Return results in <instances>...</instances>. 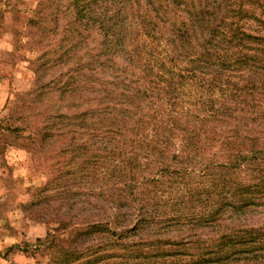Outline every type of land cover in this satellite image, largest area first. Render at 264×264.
Returning <instances> with one entry per match:
<instances>
[{"label": "rangeland", "instance_id": "rangeland-1", "mask_svg": "<svg viewBox=\"0 0 264 264\" xmlns=\"http://www.w3.org/2000/svg\"><path fill=\"white\" fill-rule=\"evenodd\" d=\"M69 1L0 0V125L8 121L22 129L18 134L0 130V264H52L57 248H41L37 240L46 239L50 230L59 235L58 223L62 220L68 223L71 219L72 226L95 220L109 222L107 230L123 233L118 242L124 248H117V237L107 233L73 242L71 235L66 236L59 243L57 241L60 247L85 251L90 247L96 250L98 246H103L105 249L101 250V257L127 250L128 255L138 257L131 264H144L143 257L151 255H160L150 262L148 260L152 264H185L180 262L182 257L177 256L181 253L194 255L191 260L188 256L183 257L189 261L188 264L190 261L194 264L198 262L197 255H207L223 244L220 242L222 237L233 235L249 237L244 241L236 239L235 246L227 248L239 253L234 257L237 260L234 264H264V206L253 205L244 209L225 207L213 223L190 222L195 217L207 216L213 207H219L204 202V196L201 199L196 192L210 187V183H202L207 179H200L201 172L216 174L219 170L215 165L230 162L229 147L223 144L224 138L234 135L242 139L259 138L257 132L263 130L257 125L259 122L248 123V118L238 111L234 116L224 118L218 130L217 123L210 129L206 127L213 139L209 146L204 144L200 147V151L187 143L191 135L181 130L163 132V137L158 139L150 135L148 137L153 142L150 146L139 144L134 147L133 141L140 137L138 133L149 132L154 118H151L149 101L137 99L134 105H139V108L124 101L123 94L129 95L134 79L133 71L127 70L129 62L126 57L116 58L117 65L113 64V68L110 64L104 70L99 67L100 64L92 66L94 71L90 61L84 58V48L72 60L65 62L54 63L55 56L52 55L39 60L44 54H54L58 48L67 22L63 12ZM99 42L96 37L89 49L96 53ZM45 61L46 66H43ZM104 62V59L98 61ZM69 77L77 78L76 86L80 90L74 94L68 91L62 93L61 87L53 84L61 82L63 85ZM102 100H105L104 106L111 108L109 116L118 118L119 127L123 129L119 139L108 150L100 149L102 144L90 148L93 155L102 157L114 151L115 156H109L106 161L105 168H109L105 172L107 175L96 172L86 179L83 175L88 172L81 171V166L75 167V163L69 166L72 154H58L64 147V140L33 144L27 140L33 133L37 134V130L32 128L35 125L39 130L42 124H52L51 119L58 114L71 118L87 113L89 109H103L100 105ZM227 104L234 105L232 101ZM90 116H94L90 118V124L83 130L75 128L77 133L67 139L75 137L79 144H83L89 142L94 134L103 138L110 127L109 117L102 113ZM64 123L69 124V121ZM236 126L241 127L238 133ZM248 129L252 131L244 133ZM110 137L106 135L104 138ZM160 139L169 143L162 145L158 143ZM94 142L90 141L91 146ZM108 142L109 139H105L103 144ZM250 146L247 142L245 147ZM235 154L236 151H233L232 155ZM144 156L147 158L142 159ZM141 165H145L146 169L140 168ZM165 168L170 174L160 173ZM183 170L191 173L192 184L187 177L180 179L171 175ZM234 173L238 182L248 183L247 171L234 170ZM134 184L138 187L131 194ZM186 187L197 191L193 190V195L185 196ZM132 195L139 197L134 206L132 201L136 200ZM120 201L125 205L117 209ZM141 206L140 215L138 209ZM140 218L146 222L131 232ZM142 253L146 255L142 256ZM162 254L171 256L163 260ZM207 259H212V256ZM87 261L89 259L83 258L76 264H86ZM105 263L107 260L99 264Z\"/></svg>", "mask_w": 264, "mask_h": 264}, {"label": "trees", "instance_id": "trees-1", "mask_svg": "<svg viewBox=\"0 0 264 264\" xmlns=\"http://www.w3.org/2000/svg\"><path fill=\"white\" fill-rule=\"evenodd\" d=\"M63 15L67 22L58 48L54 54H44L39 60L52 55L55 56V60H52L54 63L65 62L72 60L84 48V58L90 61L91 70L94 71L92 66L100 64L99 67L104 70V67L109 68V64L116 66V58L126 57L129 62L127 70L133 71L134 79L129 95L123 94L124 101L126 104L131 102L130 105L137 108L139 105H134L137 99L142 102L149 101L151 118H154L153 127L149 132L138 133L140 137L133 141L134 147L139 144L142 147L145 144L150 146L153 143L148 137L150 135L158 139L163 137V132L181 130L191 135L187 143L200 151V147H204V144L209 146L213 139L210 138L211 126L217 123L218 130L224 118L234 116L238 111L248 118V123L258 121L259 128H263L257 132L259 138L242 139L237 135L224 138L223 144L229 147L227 151L230 162L215 165L219 170L216 174L201 172L199 177L202 180L207 179L202 183H210L209 188H201L202 191L185 188V196L193 195L194 191H197L198 197L204 196V202H210L212 207L219 206L217 209L213 207V211L211 209L207 216L191 219V223H213L217 220V214L225 207L244 209L253 205L264 206V143H261L264 140V0H70ZM94 36L100 39L96 53L89 49L95 40ZM101 59L105 62L98 63ZM43 66H46V61ZM76 82V77H69L63 85L61 82L53 84L61 87L59 91L62 93L68 91L67 93L74 94L80 90ZM103 101L105 100L100 103L103 109H89L87 113L71 118L58 114L53 119H46H51L53 123L42 124L39 130L35 125L32 128L37 130V134L33 133L34 138L30 136L27 140L30 144L46 140H64V147H61L58 154H72L69 166L74 163L75 167L81 166V171L88 172L83 175L86 179L96 172L104 175L109 169L105 168L106 161L109 156H115L114 151L102 157L93 155L90 148H97L102 144L99 148L108 150L119 139L123 129L119 127L121 125L118 118L109 116L111 108L104 106ZM228 101H232L234 105L227 104ZM94 113L109 117L110 127L103 135H111L110 138L94 134L92 139L90 137L95 141L92 146L91 140L79 144L75 137L67 139L77 133L75 128H86L90 124V118L94 117L90 115ZM65 120H68L69 124L64 123ZM123 120L125 119H120ZM74 121L76 123H73ZM52 129L56 132H52ZM238 129L241 127L236 126L237 133ZM0 130L14 134L22 131L8 121L0 125ZM251 131L252 129H248L244 133ZM105 139H109V142L104 145ZM247 142L251 144L250 147H245ZM158 143L167 145L169 141L160 139ZM83 147L85 149L79 151ZM233 151H236L235 155H232ZM146 158L144 156L142 159ZM243 164H246L245 168ZM139 167L146 169L145 165ZM234 170L247 171L248 183L238 182ZM160 173L170 174L168 168L162 169ZM190 174L187 170L171 173L173 177L178 176L180 179L187 177L188 182L192 184ZM152 181L158 183V180ZM137 187V184L132 186L131 194ZM119 190L124 193L122 189ZM177 191L182 192L180 189ZM180 196L183 198V195ZM132 197L136 200L132 201L134 206L139 197ZM219 199L221 201L217 203ZM124 205L125 203L120 201L117 209H122ZM142 208L143 206L138 209L140 215ZM71 220L68 223L63 220L58 223L59 235L50 230L46 239L37 240L41 248H57V253L51 259L52 264H76L83 258L89 259L86 264H99L105 260V264H131L132 260L138 259L128 255L127 250L101 257L100 252L105 249L103 246H98L96 250L90 247L85 251L60 247L58 243L66 236L71 235L73 242L107 233L117 237V248H124L118 242L123 233L107 230L109 222L95 220L74 223L72 226ZM145 222V219L140 218L131 232ZM248 234L252 236V233ZM246 238L249 237H222L220 242L223 244L219 248L202 257L197 255L198 262L195 261L194 264H234L237 261L234 257L239 253L227 248L230 245L235 246L236 239L244 241ZM143 255L146 254L142 253ZM209 255L212 259H207ZM170 256L162 254L161 257L164 260ZM177 256L182 257L180 262L185 264L189 261L183 257L194 259L192 254L181 253ZM159 257L160 255L143 257L144 264H152L149 263L151 259ZM190 264L193 263L190 261Z\"/></svg>", "mask_w": 264, "mask_h": 264}, {"label": "crops", "instance_id": "crops-1", "mask_svg": "<svg viewBox=\"0 0 264 264\" xmlns=\"http://www.w3.org/2000/svg\"><path fill=\"white\" fill-rule=\"evenodd\" d=\"M16 242V241H15Z\"/></svg>", "mask_w": 264, "mask_h": 264}]
</instances>
